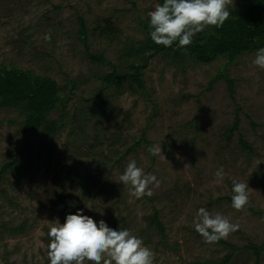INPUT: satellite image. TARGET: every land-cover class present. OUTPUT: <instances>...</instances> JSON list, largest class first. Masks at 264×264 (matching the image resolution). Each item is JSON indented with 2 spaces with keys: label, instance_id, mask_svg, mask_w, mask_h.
Instances as JSON below:
<instances>
[{
  "label": "rangeland",
  "instance_id": "1",
  "mask_svg": "<svg viewBox=\"0 0 264 264\" xmlns=\"http://www.w3.org/2000/svg\"><path fill=\"white\" fill-rule=\"evenodd\" d=\"M157 3L0 0V67L47 77L69 99L68 123L48 147L40 135L19 136L18 114L0 110V170L13 156L19 162L14 172L0 174V264H50L47 221L63 224L78 210L142 238L156 254L154 264H223L230 253L227 264H264V250L257 258L248 250L264 245V69L253 64L257 51L232 64L219 58L183 68L156 56L143 72L144 95L127 86L111 98L98 126L80 115L99 87L94 76L109 71L90 62L86 52L117 65L121 49L93 37L96 25L110 19L121 41L142 40L137 18L145 19ZM78 18L89 33L87 49L78 39ZM225 79L233 82L232 95ZM69 82L76 83L74 95ZM157 144L166 159L148 151ZM131 160L160 181L150 186L151 197L130 196V185L119 180ZM220 168L223 176L217 178ZM234 181L252 189L242 211L231 206ZM200 208L239 225L221 239L235 251L205 243L195 231ZM155 212L163 234L150 226Z\"/></svg>",
  "mask_w": 264,
  "mask_h": 264
},
{
  "label": "trees",
  "instance_id": "2",
  "mask_svg": "<svg viewBox=\"0 0 264 264\" xmlns=\"http://www.w3.org/2000/svg\"><path fill=\"white\" fill-rule=\"evenodd\" d=\"M236 1L235 5L229 8L231 15L222 27H206L193 37L190 45L185 47H180L178 41L170 47L153 42L150 36L152 29L149 26V16L145 19L137 18L142 40L121 41L122 33L110 19L103 20V26L96 25L92 33L93 37L110 45L121 44V49L116 53L117 65L110 63L103 55L86 52L90 62L107 65L109 71L94 76L99 87L91 98L84 100V107L80 110L81 117H87L83 118L84 122L92 119L98 126L101 118L111 109V98L122 95L127 86L133 94L144 95L146 87L143 72L156 56L166 59L170 66L183 68L189 63L209 65L219 58H224L228 64H232L238 57L264 48V0ZM158 3H163V0H158ZM78 27V39L87 49L89 33L82 18H78ZM225 81L232 95L233 82L228 79ZM68 87L74 95L73 92L77 89L76 83L69 82ZM61 91L57 84L47 77H36L17 68L0 67V110L17 113L19 120L14 123L21 125L18 135L25 139L40 135L45 147H48L51 138L64 130L68 123L69 113L66 109L69 99H62ZM53 113L59 115L56 120L49 118ZM70 119L73 125L76 114L71 113ZM236 126L237 123L233 128ZM139 143L140 141L135 147H138ZM18 164V155L11 157L9 161L3 163L0 174L14 172ZM58 200L61 201L62 198L58 197ZM153 225H156L163 234V227L157 219L156 212L150 226ZM216 243L235 251L234 247L225 244L222 240ZM250 249L257 258L264 250V245L260 248L249 246L248 250ZM231 256L232 253L228 254L222 263L227 264Z\"/></svg>",
  "mask_w": 264,
  "mask_h": 264
},
{
  "label": "clouds",
  "instance_id": "3",
  "mask_svg": "<svg viewBox=\"0 0 264 264\" xmlns=\"http://www.w3.org/2000/svg\"><path fill=\"white\" fill-rule=\"evenodd\" d=\"M233 0H163L148 13L150 36L157 45L170 47L176 41L180 47L192 43L193 37L208 26L222 27L231 13L229 6ZM253 64L264 69V48L257 50ZM148 151L161 159H166L161 145L157 144ZM187 167V166H186ZM222 178L223 168L215 173ZM119 180L130 185L129 194L136 199L145 195L151 197L150 186L159 187L160 181L154 174L145 173L135 160L128 162ZM248 183L233 182L231 197L232 208L242 211L249 203ZM48 259L50 264H154L155 253L144 245L142 238L128 229L114 230L104 220L97 223L82 210L66 216L65 222H48ZM195 231L205 243L213 244L227 239L239 229L223 214L211 213L200 208L194 219Z\"/></svg>",
  "mask_w": 264,
  "mask_h": 264
}]
</instances>
